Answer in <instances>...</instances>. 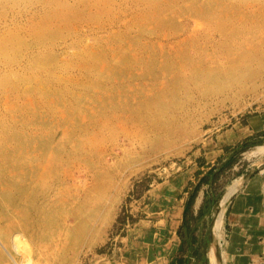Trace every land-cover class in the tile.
<instances>
[{
	"label": "rangeland",
	"instance_id": "1",
	"mask_svg": "<svg viewBox=\"0 0 264 264\" xmlns=\"http://www.w3.org/2000/svg\"><path fill=\"white\" fill-rule=\"evenodd\" d=\"M37 1L0 0V42L4 34L12 31L19 37L11 49L9 46L7 51L0 53V74L6 75V70L17 72L21 75L17 86L25 88L24 94L18 91L15 95L0 89V105L6 101L18 106L22 102L28 103L25 105V128L21 131L25 137V173L9 177L6 185L11 200L5 203L8 216L0 214V264H96L95 259L105 256L112 264H117L121 262V255L127 253L128 243L134 240V231L142 221H149L150 212L155 211L151 210L150 192L156 185L168 181H176L180 188L187 185L185 193L180 194L185 196L186 210L183 225L176 229L175 245L179 247L173 264H186L183 261L186 257L195 260V264H205L211 246L216 242V247H219L214 228L217 216L225 207L221 202L227 189L264 169V152L255 154L258 148L264 149V131L236 142L238 131L248 126L250 121L264 120V64L255 69L257 75L252 81L203 96L197 108L194 103L186 102L184 97L183 105L169 113L164 97L160 103L153 104L152 101L149 106L144 105L145 108L135 101L133 110L131 96L137 89L134 86L148 84L147 78L153 76L154 65L152 60H148L149 56H155L157 70L165 66L164 58H160L155 49L149 50L150 45L165 44L162 52H170L185 29L193 33L205 29L206 12L202 9L200 15L196 14L197 9L193 4L192 9L186 0H174L173 3L170 0L172 6L164 4L167 0H157L159 3L152 0V6L148 5L150 0H142L147 2L145 4L141 0L140 4L138 0H55L51 7L53 11L61 3L63 6L52 11L53 14L59 11L53 17L61 14L58 15L61 20L56 19L58 16L52 17L56 20L51 19L55 26L50 23L52 27L47 29L57 30L50 33L57 38L51 42L50 34L40 31L39 34L50 38L48 42L41 35L43 41L46 40L43 43L35 36L40 35L34 32L41 22V4L38 5ZM47 1L46 5L49 4ZM105 1L111 3L106 4ZM155 2L158 4L153 9ZM65 3L68 5L63 9ZM251 5L256 4L251 2ZM101 8L107 11L104 9L103 12ZM139 15H145L153 22L147 26L146 18L140 19ZM167 18H173V21ZM200 22L204 24L203 28L197 27ZM58 30L60 34L55 35ZM116 31L118 36L114 35ZM164 32L171 37L167 34L165 38ZM120 33L124 35L120 36ZM137 39L139 43H136ZM129 46L134 52L129 50ZM121 48L124 51L127 48L128 52ZM113 53L118 55L117 59L113 58ZM96 54L101 55L100 59ZM5 55L9 58L5 59ZM42 56L49 57L48 62ZM105 65L108 66L106 69ZM131 74L136 81L131 80ZM43 85L46 87L43 90L51 91L55 96H44L39 88ZM150 87L145 89L148 93H151ZM191 89L194 90V86ZM194 93L191 92L190 96ZM112 94H115L114 98ZM197 98L201 99L200 96ZM63 108L65 111L61 110ZM123 122L127 123V128ZM139 136L142 139H138ZM92 144L97 147L94 145L89 149ZM97 148L102 150V154L97 152ZM216 151L221 153L219 159L208 160L207 155ZM202 190L205 191L204 203L200 214L195 215L192 207ZM114 195L116 199L110 200L111 215L106 232L95 244V239L85 238L84 228L78 231L77 211L85 208V199L97 198L106 204ZM17 239L20 242H16ZM141 254L146 255V252ZM150 255L151 259L159 257L158 251ZM139 260L134 261L137 264L148 263V260Z\"/></svg>",
	"mask_w": 264,
	"mask_h": 264
},
{
	"label": "bare ground",
	"instance_id": "2",
	"mask_svg": "<svg viewBox=\"0 0 264 264\" xmlns=\"http://www.w3.org/2000/svg\"><path fill=\"white\" fill-rule=\"evenodd\" d=\"M46 1L47 0H44V3L45 4H43V0H38L37 1L39 3L38 5L41 4V12L39 14V17H40V21L41 22L38 23V26L36 24V26H37L36 27V30L34 29L35 30L34 32L37 33V34H39L40 31H42V32L45 31V32H47L49 34L50 33H53L54 31H57L55 29H54V31L52 29H49V31H50L49 32L47 28H51L52 27V26H49V25L52 22V20H55L53 18H55L58 15L61 16V14H57L55 17H53V15H55L56 12L59 13V11H58L59 8L58 7H60V5H62V3L59 6H58L59 2H58V4L56 3V5L58 7H54V8L55 9L58 8V10L55 12V14H53L52 13L53 9H51V7L53 6V4H55L54 3L55 0L47 1V2H49L48 5H46ZM130 1H132V0H130ZM135 1H137V0H135ZM139 1L140 0H138L137 2H139ZM146 1L149 2V0H146ZM151 1L152 0H150V2L148 4L150 6H152L151 5L152 4ZM154 1H157V0H154ZM176 1H178V0H176ZM65 2H66V0H65ZM140 2H143V1L141 0ZM140 2H139V4H140ZM145 2H143V3L145 4ZM166 2L167 3H164V4H167V5L169 4L170 6H172V4H170L171 3L170 0L169 1L167 0ZM173 2H174V0H172V3ZM186 2L188 4H190L191 7H192V4H193V7L195 9H197L196 12H195L196 14H199L200 15V11H202V9L206 12V14H205L206 19L205 20H207V21H206V24H205V29L201 30L200 32L197 31V32H194V33L193 32H189L187 29H185V31L182 34V37L180 39L175 40L174 46H172V48H170V52L167 51V50H165V51L163 50V52H162V49H165V47H166V46L163 47L165 44L162 46L161 43H159L160 45L158 44V46H156V47H153L155 43L153 45H150L149 44L150 47L152 46L151 48L149 47V50H151L153 48L151 51H154V49H155L156 50V53L159 54L160 58H164L165 66L163 67L161 65L163 68L162 69L160 68V70L159 69L157 70L156 69V58H155V56L153 54L149 56L148 60H152L151 63L154 65V67H153L154 68V72L152 73L153 76L150 75V77H151L150 79L147 78L148 84H145L144 86L143 85H135L134 87H137V89L135 91H133V89H132V83H131V88L130 89H132V91H133V94L131 96V100H132L131 101V103H132L131 104V107H132L133 110H134V106L136 105V102L135 101H137V103H139L140 106H143V108H145L144 105L149 106L150 102H152V101H153L152 102L153 104L160 103L161 101H163L162 99L164 97L166 98V100L168 102L166 106H167V108H169V113L174 112L176 108H179V107H181L183 105V98L184 97H185L184 100L186 102H188V103H194V105L197 108V105L199 106L200 103H201V102L199 103V100L201 101L202 99H204L203 96H207V95H209L210 93H213V92H222L224 89H228L229 87H233V85L235 86V84H240V83H242L244 81H247V80L248 81H252L256 77V75H257L256 72H255L256 71L255 69L257 67L263 66V64H264V0H205L204 3L201 0H186ZM251 2H252V4H256V5H251ZM102 3H103V1H102ZM107 3L108 2H106V4ZM110 3H111V1H110ZM110 3H108V4H110ZM158 3L155 2L156 5H153L154 7H152V8L155 9V7H157V4ZM104 4L105 3H103V5ZM64 5L65 6H64L63 9H65V7L68 4L65 3ZM135 5L138 6L137 3ZM150 6H149V8H150ZM104 7H106V6H104ZM164 7H163V9H167V8H164ZM193 7H192V9H193ZM149 8H147V9H149ZM55 9H54V11H55ZM60 9H61V7H60ZM99 9H100V6H99ZM104 9H105V11H107L106 8H104ZM104 9H102L103 12H105ZM68 10H70V8ZM72 10H73V8H72ZM156 10H157V8H156ZM61 11H63V10H61ZM76 11H75V13L73 11V14L79 13L78 11L76 13ZM139 11H141V9ZM65 12H67V10ZM71 12L72 11H70V13ZM150 12H149V15H150ZM173 12H176V11H173ZM143 13H144V10H143ZM169 13H171V9H170V12ZM73 14H71L72 16L71 15L70 16L73 17L74 16ZM104 14L107 15L108 13H104ZM136 14H137V12H136ZM106 15H104V16H106ZM139 16L141 17L140 19H143V17H145L146 19H144V20H147V17L145 15H143V16L142 15H139ZM58 17L56 18L57 20L60 19V17L59 18ZM63 17H61V18L63 19ZM107 17H108L107 19H109V16H107ZM69 18L70 17L67 18L68 19L67 21H69ZM164 18L166 19V16L165 15H164ZM158 19H159V17H158ZM162 19H163V17H162ZM165 19H163V20H165ZM133 20H135V19H133ZM149 20H150V22H149ZM149 20H147L148 21V25L147 26H150L149 23H152L153 22L151 19H149ZM167 20H169V19L167 18ZM170 20L173 21V18H170ZM55 22H56V20H55ZM65 22H66V20H65ZM127 22H128V20H127ZM127 22L125 21V23H127ZM155 22H156V20H155ZM161 22H163V21L161 20ZM142 23L143 24H146L144 21H142ZM51 24H53V23H51ZM172 24H170V25H172ZM53 25L55 26V24H53ZM138 25L139 24L136 23V26H138ZM156 25H155V27H156ZM203 25H202V23H201V25H199L197 23V27L198 26H201V28H203L202 27ZM141 26H142V28H145V26L143 27L142 24H141ZM153 26H151V27L153 28ZM166 26H165V29H167ZM61 28H63V27H61ZM170 28H172V27L170 26ZM196 28L194 30H196ZM148 29H149V27H148ZM156 29H158V28H156ZM127 30H129L128 32H131L130 29H127ZM161 30H163V29H161ZM65 31H67V30H65ZM148 31L149 30H147V32ZM45 32L43 34H45ZM57 33L60 34V31L59 32H55V35ZM116 33L114 35L118 36V32L117 31H116ZM43 34H39L40 36H38V35H35V36H36V38H38L41 41H43V39L45 37L47 38V36L46 35L44 36ZM165 34H164V36H165V38H167L166 36H167L168 33L166 35ZM41 35L44 36L43 39H42V36ZM62 35H64L63 32H62ZM121 35L123 36L124 33L123 34L120 33V36ZM49 36L51 37V42H53V41L56 40L55 37L57 35L56 36H53V34L52 35L50 34ZM116 36H114V37H116ZM168 36H170V35L168 34ZM18 38H19L18 37V34L16 32H14V31H12V33L9 32L7 34H4L3 37H2V40L0 42V53L2 54L3 52L7 51V49L9 48V46H10V49H11V46H13L14 44H16V40H18ZM60 38H62V37H60ZM116 38H118V37H116ZM134 38H132V39H134ZM165 38H164V40H165ZM47 40H48V42H50L49 41L50 38L49 39L47 38ZM119 40H121V39H119ZM44 41H46V40H44ZM44 41H43V43H44ZM124 41L126 42L125 39H124ZM124 41H123V44H124ZM138 41L139 40L137 39L136 43ZM127 42H129V40ZM130 42H131V39H130ZM131 43H130V45H131ZM119 44L117 46H119ZM144 44L145 43H143V47L144 46L146 47V44L145 45ZM129 47L131 48V49L129 48V50L131 51L132 50V46H129ZM114 48H115V46H114ZM136 48H138V47L136 46ZM121 49L123 50V48H121ZM127 50L128 49L126 48L125 51H127ZM139 50H140V48H139ZM125 51L123 50V52H125ZM97 54H96V56H98ZM112 55H115L113 58L115 59V57H116V59H117L118 55H116L114 53ZM132 55H133V53H132ZM46 56L52 57V56H50L48 54ZM100 56L101 55H99L96 58L98 59ZM104 56L106 57V55H104ZM146 56H147V54H146ZM43 57L44 56H42V58ZM49 57H47V58H49ZM7 58H9V57L5 55V59H7ZM47 58H45L46 61H47ZM122 58H124V57L122 56ZM130 58H132V57H130ZM136 58H137V56H136ZM136 58H134L135 61H137ZM45 59H44V61H45ZM140 59H141V55H140ZM124 60H126V57L124 58ZM46 61H45V63L48 62V61L47 62ZM97 61L95 60V62H97ZM100 61L102 62L103 61V58H101ZM115 62H116V60H115ZM162 62H163V60H162ZM97 63H99V61ZM136 63H135V65H136ZM151 63L149 62L148 64H151ZM103 64H105V63H103ZM35 65H37V64L35 63ZM49 65L51 67L53 66L51 64H49ZM135 65H134V67H135ZM38 66H39V64H38ZM105 66L106 67H104V68L106 69L108 66L107 65H105ZM131 66H132V64H131ZM46 67L47 66H45V68ZM86 68L88 69V67H86ZM86 68H84V69H86ZM102 71H104V69ZM5 73H6V75L0 74V89L5 90V92H12V93H14V95H15V93H18V91H20L21 94H24L25 93V88H23L21 86L20 87L17 86V84H19L18 83V80L21 79V75H19L15 71H11V70H6ZM136 73L141 74L139 72H136ZM107 74H110L111 75L110 72H107ZM54 75H56V74H54ZM50 76H52V74H50ZM61 77L62 76H60V78ZM133 79H135V81H136L135 76H133L131 74V80H133ZM59 80L61 82L62 79H59ZM64 81H65V79H63L62 82H64ZM114 81H116V77H115ZM20 82H21V80H20ZM80 82H82V80ZM24 83H22V84H24ZM146 83H147V81H146ZM40 84H42V83H40ZM91 84H92V81H91ZM81 85H82V83H81ZM149 85L151 86L149 88V91L151 93H148L147 90H145V89H147V87ZM192 86H194V90L191 89ZM44 87H45L44 85H43V87H39V88H41L40 89L41 90L40 92L44 96H46V97L55 96V95H53L51 93V91L43 90ZM248 87L251 88V86H248ZM191 92L192 93L193 92H196V93H194V96H190V93ZM107 94H109V93H107ZM114 95L112 94L113 98H114ZM21 96L22 95L17 96V98L18 97H21ZM196 96L197 97L200 96L201 99H198ZM85 98H87V97L85 96ZM44 99H46V98H44ZM188 99L191 100V101L189 102ZM52 100H53V98H52ZM146 100H148V101H146ZM100 101H101V99H100ZM58 102H60V100ZM101 102H103V101H101ZM22 103H21L20 106H18V104H15V103L14 104H10L9 101H6L3 105H0V214H2L5 217H7L8 214H9L8 211L5 209V207H6V204L5 203H6V201L11 200L10 191L6 188V185L9 184V177L15 178L16 176L20 175L22 172L25 173V137H24L23 133H21V131L23 132V130L25 128V121H26L25 120V105L28 104V103H26V104H24V103L22 104ZM111 104H112V102H111ZM47 105H49V104H47ZM89 106L91 107V104ZM2 108H3V110H2ZM61 110H64V108L61 109ZM66 111H68V110L66 109ZM91 112H93V113L95 112L94 110L92 111V107H91ZM142 112H145L146 113V111H142ZM112 113H113V111H112ZM61 114H62V112H61ZM102 114H104V113H102ZM136 114H137V111H136ZM65 116H66V113H65L64 117ZM113 117H114V115H113ZM104 118H105V116H104ZM131 118H132V116H131ZM68 119H70V118H68ZM89 119L90 118L88 117V121L91 122V120H89ZM99 119H101V118H99ZM105 120L106 119H104V121H103L104 124L106 123ZM121 122H122V120H121ZM73 123H76V122H73ZM123 123H125V122H123ZM126 124L127 123H125V126H126ZM136 124H135V126H136ZM117 125H119V122H118ZM132 125H134V124L132 123ZM135 126H133V127H135ZM126 128H127V126H126ZM121 130H123V127L121 128ZM127 130H129V129H127ZM113 131H115V130H113ZM112 132H111V136L114 135V132L113 133ZM116 132H118V131H116ZM146 132L144 131V133H146ZM99 133H100V130H99ZM97 134H98V132H97ZM101 136H102V134H101ZM140 136H142V135H140ZM140 136H139L138 139H142V138H140ZM88 138L90 139V137H88ZM97 138L98 137H96V140H97ZM85 139H87V138L85 137ZM92 139H91V141H93ZM87 140H85V141H87ZM98 140H100V139L98 138ZM115 140H116V138H115ZM88 142L89 143H92L90 141H88ZM97 142L99 143V141H97ZM100 142H101V140H100ZM93 143H94V141H93ZM95 144L97 145L96 141H95ZM95 144L89 145L88 148L90 149ZM100 145L102 146V144H100ZM101 151H102L101 149H98L97 152L100 154ZM123 151H125V150H123ZM262 152H264V149L262 147H260V148L257 149V151L255 152V154L262 153ZM111 163H112V161H111ZM22 177H23V175H22ZM236 188H237V184H234V185H232V186H230L228 188L226 194L224 195V197L222 199L221 206H223V207L225 206L226 202L229 200L230 196L235 192ZM22 190H23V188H22ZM115 197H116V195H114L111 199H109L108 200V203H106V204L103 201H100V200L97 201V198L92 199V200L85 199L86 201L85 200L84 201L87 203V205H85V208L84 209H81V210H78L77 211V214L76 215L79 216V218H77V224L80 225V228H79L78 231H80L81 229L83 230V228H84L85 238L87 237V238L92 239V240L95 239V241H96L95 244L98 242L99 239H101V237L106 232L105 229H106V226H107L108 218L111 215L110 200L111 201L112 200L114 201L116 199ZM92 203H93V206H92ZM108 205H109V207H108ZM223 210L217 216V219L215 221V230L216 231H219L221 229V227H222L223 217H224V211ZM78 220H79V222H78ZM15 233H17V231H15ZM12 234H13L12 236H13V239H14V233H12ZM68 237H71V236H68ZM148 238L149 237H147L146 240H143V242H146V245L147 244H150L149 246H143V247H147L148 248L147 252L144 251V253L146 252V255L141 254V252L137 253V255H138L137 257H139V259H140L139 261H147L148 260V263L149 264H153V262H152L153 260L151 259L152 256L150 254L153 251L152 250V247L155 246V243H156V249L158 250V253H159V261H158V264H163V262L165 261L166 255L169 253L171 243L169 242L168 244H166L167 242H165L163 240V237L162 236H159V239H157V240L155 238H152L151 240L148 239ZM17 241H19V240L17 239L16 242ZM99 242H100V240H99ZM132 243L133 242L131 241L129 248H132L133 247ZM133 255H135V252L134 251H133ZM97 259H95L96 260V262H95L96 264H109L110 263V261L107 259V256H105V258H101V259H98V260ZM127 261H128L127 260V257H125V263L126 264H127ZM135 262H137V261H135ZM129 263L131 264L132 262H130V260H129Z\"/></svg>",
	"mask_w": 264,
	"mask_h": 264
},
{
	"label": "crops",
	"instance_id": "3",
	"mask_svg": "<svg viewBox=\"0 0 264 264\" xmlns=\"http://www.w3.org/2000/svg\"><path fill=\"white\" fill-rule=\"evenodd\" d=\"M264 131V120L250 121L248 126L238 131L239 138L236 142ZM228 133L227 135H231ZM220 151L208 154V160L219 159ZM187 185L180 188L176 181H168L156 185L150 192L151 203L153 204L149 216V221H142L134 233L132 248L127 245V253L121 255V262L117 264H137L134 260L137 253L148 250L146 242L143 240L163 237V240L171 243L169 253L165 257L163 264H173L179 245H175L176 229L184 223L185 219V196ZM180 188V189H179ZM228 190V189H227ZM183 196V197H182ZM205 198V191L202 190L192 207V212L199 215ZM223 224L218 236L219 247L210 248L205 264H264V169L247 178H243L235 192L230 196L224 207ZM155 220V223L154 221ZM138 242H135L138 239ZM139 244V245H138ZM134 249V250H133ZM152 252L158 251L155 246ZM133 251L135 255H133ZM212 252V253H211ZM134 256V257H133ZM186 257V256H184ZM134 258V260H133ZM187 258V257H186ZM183 260L186 264H195V260L190 258ZM216 258V259H215ZM124 259V260H123ZM109 264H112V261ZM153 264H158L159 257L152 259ZM217 262H216V261ZM212 261V262H211ZM115 264V263H114ZM199 264V263H198Z\"/></svg>",
	"mask_w": 264,
	"mask_h": 264
},
{
	"label": "trees",
	"instance_id": "4",
	"mask_svg": "<svg viewBox=\"0 0 264 264\" xmlns=\"http://www.w3.org/2000/svg\"><path fill=\"white\" fill-rule=\"evenodd\" d=\"M184 240V239H183Z\"/></svg>",
	"mask_w": 264,
	"mask_h": 264
}]
</instances>
